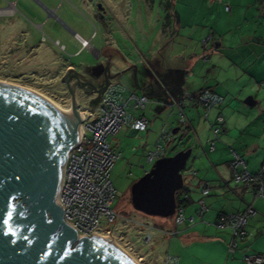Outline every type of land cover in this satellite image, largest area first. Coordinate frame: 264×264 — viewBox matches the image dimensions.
<instances>
[{
    "label": "rangeland",
    "instance_id": "rangeland-1",
    "mask_svg": "<svg viewBox=\"0 0 264 264\" xmlns=\"http://www.w3.org/2000/svg\"><path fill=\"white\" fill-rule=\"evenodd\" d=\"M207 1L0 0V9L14 3L16 11V15H0V83L39 93L64 109H71L66 82L71 83L70 86L75 83L74 95L80 110L92 112L95 116L99 115L102 95L94 91L106 86L107 77L126 85L136 95L145 94L149 98L142 114L153 126L140 133H127L122 129L107 140L115 142L121 154L110 172V180L116 190L112 207L119 214V219L113 224L101 223L102 233L112 231L113 241L120 248L130 243L125 252L133 257V261L138 262L142 258V264H164V243L159 242L160 232L168 233L175 229L174 217H148L131 207L130 187L152 167L146 165L144 170L141 168L144 152L155 147L163 127L173 130L179 126L181 129L167 145L166 157L191 149V156L182 172L184 187L189 185L191 178L203 184L208 181L210 186V182L218 181L211 159L225 142L221 132L217 140L213 139L210 125L213 128L221 125L215 124L216 117L212 113L204 119L202 111L197 114L193 109L184 108L190 125L186 128L179 125L178 110L170 106L172 99L158 92V84L150 77L149 64L155 63L161 74L166 71L176 75V81H171L170 86L178 98L183 92L193 94L207 85L231 101L236 96L230 94L238 92L245 80H236L235 70L225 66L226 57L236 60L235 50L228 55V50L220 52L213 46L223 34H234L240 23L234 21L227 25L225 18L229 17L230 11L225 10L227 13L224 14L223 7L228 6L230 10V6H224L226 0H221L220 13L217 12V2L211 6ZM170 2L173 4L172 14L181 17L187 26L178 27L172 18L170 25L166 26L165 7ZM39 3L48 10L57 8L56 18L48 17L46 9ZM218 17L219 20L216 19ZM73 32L89 41L90 45L77 56L74 53L80 44L74 40ZM207 37H210L209 41ZM61 47L65 50L61 51ZM90 49L99 55L95 57ZM189 60L193 64L188 68ZM69 65L73 69L65 73ZM75 76L79 86H76ZM150 86L153 91H148ZM252 94L250 91L239 92L238 100L243 105L247 98H252ZM222 113L223 120L224 117L225 120L229 118L224 109ZM212 140L216 148L209 152ZM149 229L153 241L146 245L143 240Z\"/></svg>",
    "mask_w": 264,
    "mask_h": 264
},
{
    "label": "water",
    "instance_id": "water-1",
    "mask_svg": "<svg viewBox=\"0 0 264 264\" xmlns=\"http://www.w3.org/2000/svg\"><path fill=\"white\" fill-rule=\"evenodd\" d=\"M75 82L79 86L77 76ZM66 83L71 110L80 117L75 83L73 90ZM106 86L94 93L101 94ZM244 104L254 106L250 98ZM79 128L63 126L46 102L0 86V264H135L110 240L78 236L63 222L56 197L69 144ZM177 132L172 130L173 135ZM190 156L187 149L157 160L130 187L133 210L148 217H173Z\"/></svg>",
    "mask_w": 264,
    "mask_h": 264
},
{
    "label": "crops",
    "instance_id": "crops-1",
    "mask_svg": "<svg viewBox=\"0 0 264 264\" xmlns=\"http://www.w3.org/2000/svg\"><path fill=\"white\" fill-rule=\"evenodd\" d=\"M215 2L218 4V8L215 7L219 12L221 0L207 1L211 6ZM39 4L46 9L43 4ZM226 4L230 6V15L225 18L227 25L230 26L234 21H237L240 26L234 34H223L213 46L220 52L228 50V55L232 50H235L236 60L233 61L226 57L225 59L228 61L225 66L230 70H235L236 80L241 81L244 78L245 80L242 82L243 85H240L238 92L230 94L232 97L236 96L231 101L225 100L217 94L216 90L207 85L193 93L197 94L208 89L222 97L221 108H214L209 114L212 113L214 117H217L224 109L227 114L229 113V118L225 120L223 116L220 132L224 134L225 142L220 145L218 154L211 159V163L214 164L213 168L218 175V181L210 182V186L207 184L208 181L204 182L209 186L210 194L201 197L199 187L202 188L204 184L194 181L192 178L189 179L190 183L182 194L187 195L189 200L184 211L186 222L178 228V234L174 237L167 236L166 232H160L162 236L159 238V242L164 243L162 255L175 257L177 264H245L243 261L245 255L264 256V200L254 199L251 190L235 184L229 169V163L235 155L242 159L246 170L250 173H255L264 166V0H226L224 6ZM14 5L11 3L8 8L0 9V15H16ZM56 10L57 8L46 9L48 17H55ZM223 12L227 13L225 7H223ZM172 19L178 27L179 25L187 26L181 17L173 15ZM216 19L219 20V17ZM72 36L80 44L77 38L81 37L76 32H73ZM84 50L86 49L81 48L80 45L74 56ZM90 52L95 57L99 55L95 50L90 49ZM191 61L187 62L188 68L193 64ZM149 66L151 80L158 84V92L166 96L167 99H177L178 96L173 94L170 86L171 81H176L174 77L176 75L166 71L161 74L153 62ZM69 69H73V66H67L65 73ZM148 91H153L152 86ZM243 91L253 93L250 99L254 102V106L250 107L251 109H245L249 107L245 104L242 105L238 100V93ZM226 95L228 94L226 93ZM77 105L79 106L78 102ZM188 108L193 109L194 112H192H197V114L202 111L197 105ZM215 148L216 143L214 150L210 151L209 149V152L215 151ZM231 182L233 183L230 184ZM200 199L208 208L202 219L196 216L197 202ZM249 205L252 206L255 213L247 221L248 237L239 245L237 252L230 256L228 253L230 231L217 230L213 223L219 214L239 213ZM190 218H193L192 222L189 221Z\"/></svg>",
    "mask_w": 264,
    "mask_h": 264
},
{
    "label": "built area",
    "instance_id": "built-area-1",
    "mask_svg": "<svg viewBox=\"0 0 264 264\" xmlns=\"http://www.w3.org/2000/svg\"><path fill=\"white\" fill-rule=\"evenodd\" d=\"M225 10L229 11L228 6H225ZM77 39L81 48H90L89 41L79 37ZM209 40L210 37H207V41ZM61 51H64L63 47H61ZM101 95L99 115L95 116L92 112H82L80 107H77L80 115L81 140L68 152L69 157L56 198L57 204L62 209L64 224L73 228L78 236H85L86 238L91 236L112 238V231L102 233L101 223L113 224L119 219V214L112 207L116 198V190L110 180V172L114 162L120 158L121 154L116 143L108 142V138L113 137L122 129H126L127 133H140L148 131L152 126L149 119L142 114L149 103V98L146 95L138 96L126 85L118 84L112 79H109L108 85L101 92ZM171 104L178 110L179 125L186 128L190 124L186 119L184 108L197 105L202 109L204 119H206L212 109L223 104V98L205 89L197 94L183 93L180 98L172 99ZM222 123L223 118L217 116L215 124L222 125ZM177 128L178 131L181 129L179 126ZM220 128L221 126L213 128L210 125V132L214 140H217ZM172 140V131L163 127L155 147L144 152V164L141 168L144 170L146 165L152 166L157 160L166 157L167 145ZM214 140L210 142V151L214 150ZM229 169L235 184L251 190L254 199L264 200V166L259 171L250 173L246 170L242 159L235 155L229 163ZM148 172L145 170L144 174ZM200 194L201 197L210 194V188L207 184L202 186ZM187 199V195L180 197V201ZM197 206L196 216L202 219L208 208L202 199L197 202ZM184 211V206H177L173 216L175 229L166 233L167 236L174 237L178 234V228L187 220ZM254 213L252 206L249 205L239 213L219 214L214 221L213 226L217 230L230 231L228 244L230 256H233L239 245L247 239V221ZM189 221L192 222L193 218H190ZM152 241L153 236L151 229H149L143 242L148 245ZM129 245L130 243L127 242L122 249H128ZM243 261L245 264H264V256L245 255ZM135 262L142 264V258ZM164 264H177V259L171 255H166Z\"/></svg>",
    "mask_w": 264,
    "mask_h": 264
},
{
    "label": "bare ground",
    "instance_id": "bare-ground-1",
    "mask_svg": "<svg viewBox=\"0 0 264 264\" xmlns=\"http://www.w3.org/2000/svg\"><path fill=\"white\" fill-rule=\"evenodd\" d=\"M0 86H3V87H7V88H11V89H15V90H18V91H21L22 93H26L28 95H31L43 102H46V104L52 109V111L54 112V114H56L58 116V118H60V120L62 121V124L63 126L65 125H78L79 124V116L74 112L72 111L71 109H64V108H61L60 106L56 105L55 103H53L52 101H50L49 99H47L46 97H44L43 95L39 94V93H35L29 89H24V88H19L17 86H12V85H9V84H6V83H0ZM70 88L74 89L73 85L70 86ZM81 140V131H80V128H79V131L77 132L76 136L73 138V140L70 141V144H69V150L68 152L75 146L77 145ZM61 179L62 177L60 178L59 180V189H60V183H61ZM57 198V197H56ZM94 237H100V238H104V239H107V240H110L111 242H113L119 249L120 251L126 255L130 260H132L130 258V256H128V254L122 250V248H120L113 240L112 238L110 237H104V236H94ZM133 261V260H132ZM135 264H137L135 261H133Z\"/></svg>",
    "mask_w": 264,
    "mask_h": 264
},
{
    "label": "trees",
    "instance_id": "trees-1",
    "mask_svg": "<svg viewBox=\"0 0 264 264\" xmlns=\"http://www.w3.org/2000/svg\"><path fill=\"white\" fill-rule=\"evenodd\" d=\"M172 8H173V4L172 2L168 3L165 7V11H166V26L170 25V21H171V18H173V14H172ZM172 131V130H171ZM184 190L185 187L183 185V187L176 193V204L177 206H184V207H187V205L189 204V200H185V201H180V197L182 196V194H184Z\"/></svg>",
    "mask_w": 264,
    "mask_h": 264
}]
</instances>
